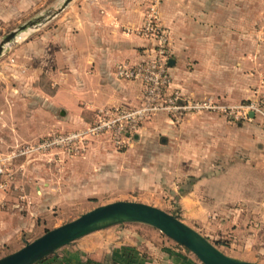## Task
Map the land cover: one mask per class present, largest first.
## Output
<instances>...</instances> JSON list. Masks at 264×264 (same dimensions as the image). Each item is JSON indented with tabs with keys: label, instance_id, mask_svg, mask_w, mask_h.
Instances as JSON below:
<instances>
[{
	"label": "rangeland",
	"instance_id": "374dc122",
	"mask_svg": "<svg viewBox=\"0 0 264 264\" xmlns=\"http://www.w3.org/2000/svg\"><path fill=\"white\" fill-rule=\"evenodd\" d=\"M61 1L0 0V40L25 21L40 19L17 31L16 40L0 49V72L9 74L12 85L17 82V72L29 75L23 92L10 100L14 115L24 110L25 122L5 123V138L0 141V256L93 206L131 199L176 214L228 255L264 263V159L258 168H244L245 154L264 153V77L251 79L252 84L244 87V97L234 100L206 93L190 97L169 85V90H179L184 97L234 106L231 112L202 110L182 117L158 110L138 123L124 146H114L104 131L88 130L83 148L75 150L80 142L75 139L73 146L64 136L90 127L92 113L88 122H58L57 110L52 116L57 121L50 122L45 110L40 121L33 122L32 114L33 53L63 29L64 12L72 0L50 14ZM35 82L45 91L52 88L46 73H40ZM251 102L262 111L246 118L235 110L237 105ZM42 106L47 109L45 103ZM202 112L231 123V139L222 134L223 122L209 139L187 135L183 141L181 120ZM152 117L158 122H145ZM165 118L170 121L160 122ZM256 129L263 131L257 142L248 138ZM84 239L91 247L80 254L98 259V264H134L139 253L163 264H203L188 248L140 221L114 223L85 233L47 253L46 262ZM117 250L121 254L113 257ZM104 253L110 254L105 257Z\"/></svg>",
	"mask_w": 264,
	"mask_h": 264
},
{
	"label": "crops",
	"instance_id": "0c3cea01",
	"mask_svg": "<svg viewBox=\"0 0 264 264\" xmlns=\"http://www.w3.org/2000/svg\"><path fill=\"white\" fill-rule=\"evenodd\" d=\"M261 4L264 6V0H161L159 18L169 35L170 86L190 97L204 93L229 100L244 97V87L252 84L251 79L264 77V8ZM144 7L145 0L69 2L63 29L50 43L39 45L38 51L33 53L30 76L33 122H39L45 110L47 112L43 113L48 114L50 122L55 120L52 116L56 110L58 122H88L96 107L133 106L140 102L141 82L116 78L112 69L118 61L136 62L149 53L152 40L136 31ZM42 72L48 76L52 87L49 91L35 82ZM16 74L17 82L12 85L9 74L0 72V141L5 138V123L25 122L24 110L14 115L10 100L15 93L23 92V82L29 81V75L23 70ZM244 79L247 80L245 86ZM44 103L47 109L42 106ZM169 121L165 118L160 122ZM145 122L158 121L152 117ZM181 122L183 141L187 135L209 139L216 135L217 127L223 122L222 134H228L230 139L232 136L233 125L211 113H192ZM262 133L261 129H256L248 138L257 142ZM262 152L255 150L245 154L244 168L260 167L264 159ZM89 242L76 241L75 246L61 249L48 262L44 259L37 264H98V259L91 260L80 254L91 247ZM109 254L104 253L105 257ZM120 254L117 250L112 255ZM135 258L134 264H163L143 253Z\"/></svg>",
	"mask_w": 264,
	"mask_h": 264
},
{
	"label": "built area",
	"instance_id": "2783aa9c",
	"mask_svg": "<svg viewBox=\"0 0 264 264\" xmlns=\"http://www.w3.org/2000/svg\"><path fill=\"white\" fill-rule=\"evenodd\" d=\"M161 0H145L140 24L136 31L142 37L150 38L152 46L147 56L136 62L118 61L113 64V74L116 78L138 80L142 84L141 100L133 106L102 105L92 111L93 124L84 130L68 133L64 138L74 146L77 139L80 144L74 146L83 148L85 134L104 131L111 138L114 146H124L130 142L133 131L139 122L158 110H166L178 117L186 112L202 110H221L231 112L234 105L216 104L209 98L194 99L184 97L179 90L170 89V73L168 70L169 35L167 28L159 18ZM236 107V106H235ZM235 109L240 116L248 118V111L253 115L261 112V108L252 102L248 105H237ZM59 138H63L60 136ZM54 138L53 141H55ZM1 164V162H0ZM1 171V166H0Z\"/></svg>",
	"mask_w": 264,
	"mask_h": 264
},
{
	"label": "water",
	"instance_id": "95a60500",
	"mask_svg": "<svg viewBox=\"0 0 264 264\" xmlns=\"http://www.w3.org/2000/svg\"><path fill=\"white\" fill-rule=\"evenodd\" d=\"M69 0H62L59 6L50 14L60 10ZM38 17L29 19L10 31L0 40L2 44L10 41L19 30L35 24ZM168 59L167 63L170 64ZM253 116V112L248 111ZM124 221H140L147 223L174 241L188 248L203 264H264L254 260H247L228 255L198 231L184 223L176 214L165 211L155 205L131 199H115L98 204L85 210L76 217L61 222L44 230L20 247L0 256V264H31L60 245L90 231Z\"/></svg>",
	"mask_w": 264,
	"mask_h": 264
},
{
	"label": "trees",
	"instance_id": "16d2710c",
	"mask_svg": "<svg viewBox=\"0 0 264 264\" xmlns=\"http://www.w3.org/2000/svg\"><path fill=\"white\" fill-rule=\"evenodd\" d=\"M52 252H53V251H52ZM52 252H50L48 255H50ZM48 255H44V256H42L41 258H39L38 260L34 261V262L31 263V264H36V263H39V262L43 261V259L47 258Z\"/></svg>",
	"mask_w": 264,
	"mask_h": 264
},
{
	"label": "bare ground",
	"instance_id": "6f19581e",
	"mask_svg": "<svg viewBox=\"0 0 264 264\" xmlns=\"http://www.w3.org/2000/svg\"><path fill=\"white\" fill-rule=\"evenodd\" d=\"M28 29V28H27ZM16 37H17V35H15L11 40H10V42H14L15 40H16ZM9 42V41H8Z\"/></svg>",
	"mask_w": 264,
	"mask_h": 264
}]
</instances>
